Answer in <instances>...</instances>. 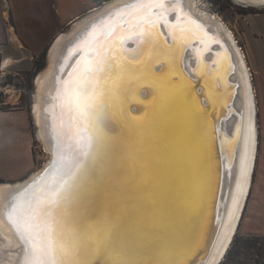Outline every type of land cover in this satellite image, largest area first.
Segmentation results:
<instances>
[{
  "label": "water",
  "instance_id": "obj_1",
  "mask_svg": "<svg viewBox=\"0 0 264 264\" xmlns=\"http://www.w3.org/2000/svg\"><path fill=\"white\" fill-rule=\"evenodd\" d=\"M133 2L134 0L126 1L122 4V9ZM179 3L186 6V8L183 7L188 15L201 26L203 25V29L207 27L208 36L218 37L219 43L206 45L208 50L203 54L205 57L202 59V65L205 68L215 64L214 69L209 67L210 74L199 75L198 82L191 81L185 74L182 64L186 55L183 51L179 58L181 76L174 77L173 73H170V78L178 92L182 90V85L178 86V81L184 78L183 80L188 81L194 88L193 94H203L201 84L204 78L206 76L209 78L220 70L219 61L216 64L217 61L213 62L210 56L221 55L218 49L219 44L224 47L229 54L230 63L222 72L224 80H220L221 87H219V79H216L214 85L217 88L216 94L225 92L228 94V91L232 90L229 92V104L228 96L225 95L227 99L225 112L230 114L226 122L228 130L226 128V133L217 130L218 121L214 124L211 118L208 134H205L201 127L195 126L198 138L194 136V141L189 142L188 131L184 126L179 125L174 117L177 114L174 106L171 103L169 106L166 100L161 101V108L147 113L143 125L140 124L137 128L130 130L133 108L147 104H143L145 101L141 95L144 90L150 88H142L138 91L140 101L138 99V101L127 100L118 106L119 109L112 107L111 115L106 121V131L112 137L117 149V157L109 159L103 167L98 166L94 170L91 180L86 184L79 200L74 205L78 213L77 221L82 225L93 224L97 219L110 221L112 215L119 214V216H114L112 222L121 232L126 244L131 247L133 258L138 264H209L226 227L232 206L247 112L252 111L253 108L251 100L245 101V96L241 93L243 80L247 75L245 71H243L245 74L241 72V58L238 49L226 27L217 20L218 18L215 19L213 14L203 10L200 5L199 7L194 4L187 5L184 0H179ZM236 4L243 6L241 3ZM105 5L106 3L80 15L70 22L67 31L57 34L47 46L44 67L33 76L32 82L36 83V93L32 113L37 138L43 143L45 151L51 155V158L38 171L39 173H32L18 182H0V225L2 226L0 264L6 260L8 253L14 255L12 264H23L27 245L8 220L7 214L16 203L17 197L24 195L25 200L31 198L30 186L42 178L49 181L53 178V169L57 164L58 145L60 154L66 160L84 159L79 154L80 134L77 131L78 125L80 128L82 124L80 120L78 124L75 122L71 106L68 107L62 101V97H58V92L61 84L69 79L77 61L84 55L81 47L76 48V46L93 27L101 25L112 13L113 8L105 7ZM243 7L264 9V5ZM202 12H206L208 17ZM137 46L140 45L137 44ZM58 48H60L59 51ZM142 49L138 48L137 53ZM88 55L91 57L93 54L89 52ZM159 61H161V56L157 59V62ZM164 63L165 61L160 62L156 68ZM201 68H203L201 64L192 67L196 74ZM47 70L51 74L39 101L37 81ZM248 82L252 83V87L248 89L249 98L252 92L254 94L257 161L258 113L252 74L251 81L248 80ZM32 91L33 88L30 93ZM38 102L40 104L39 124L35 116ZM207 102L209 105V100ZM125 108L126 114L123 115L121 111ZM196 108L200 114L204 115L215 110V107L211 109L210 105L206 108L201 107L198 101ZM143 111H145L144 108ZM139 121L140 119L137 120L138 123ZM254 174L253 170L250 186L254 180ZM110 202L111 210L109 209L107 214L111 215L102 217V212ZM244 209L245 205L240 213L237 226L243 218ZM3 233L14 237L13 239L17 241V248L12 252L8 248V241ZM234 239L231 237L217 264H221L222 258L226 257L230 250L229 245L233 244Z\"/></svg>",
  "mask_w": 264,
  "mask_h": 264
},
{
  "label": "snow or ice",
  "instance_id": "obj_2",
  "mask_svg": "<svg viewBox=\"0 0 264 264\" xmlns=\"http://www.w3.org/2000/svg\"><path fill=\"white\" fill-rule=\"evenodd\" d=\"M171 12L176 13L174 22L169 20ZM116 24L122 29L127 25L126 35L123 31L114 34ZM161 25L168 29L174 45L190 35L212 39L196 20L184 14L179 0L171 8L169 0H134L114 17L93 27L80 42L84 55L77 61L72 78L63 82L58 97L69 98L75 107L82 124L77 129L79 154L84 159L66 160L58 145L53 178H42L30 186L31 198L17 197L9 210L8 220L27 245L23 264H138L112 221L82 225L74 205L94 170L117 157L112 137L106 131L115 102L122 101L132 87L137 91L150 88L161 100L175 95L170 69L157 74L155 63L124 54L125 43L133 37L141 47H154L161 41L171 51ZM190 87L189 84L185 91ZM131 124L138 126L135 121Z\"/></svg>",
  "mask_w": 264,
  "mask_h": 264
},
{
  "label": "bare ground",
  "instance_id": "obj_3",
  "mask_svg": "<svg viewBox=\"0 0 264 264\" xmlns=\"http://www.w3.org/2000/svg\"><path fill=\"white\" fill-rule=\"evenodd\" d=\"M126 1L128 0H110L109 2L106 3L105 7H109V8H113L112 9V13L107 16V18H105V20H107L110 16L114 17L115 13L118 11L122 10V4H124ZM187 5H191L194 4L196 7H199V4L196 0H184ZM236 3H241L243 4V6H249V5H255L257 7H261L264 4V0H234ZM176 3V0H169V7H174ZM183 12L186 16H189L188 13L186 12L185 5L180 4ZM185 6V8L183 7ZM103 9V8H102ZM171 13H173V15H171ZM169 14V20L174 22L175 20V12H171ZM203 15H205L206 17H208V14L206 12H202ZM171 15V16H170ZM215 19H217L215 17ZM219 20V19H217ZM220 23H222L230 37L232 38V40L234 41V43L237 46L238 49V53L239 56L241 58V72L245 71L246 72V79L243 80V85H242V90L241 93L245 96V101L247 100H251L250 102L252 103V111H248L247 112V120L245 122V130L243 132V140H242V148H241V157L239 160V172H238V177H237V184H236V189H235V193H234V197H233V201H232V206L230 208V213L228 215V219H227V223H226V227L224 229V231L222 232L219 242L217 244V247L214 251V254L212 255L209 264H217L219 259L221 258L222 254L225 251V248L227 247L229 241L231 240V237L234 239L235 236L237 235V232L239 230V226H237L239 218H240V213L243 210V207L245 205V209L248 203V199L250 196V192H249V188L251 190V186H250V179H251V175L253 170L255 171V161H256V120L254 118V94L252 92L251 94V98H249L250 93H249V87H252V83L248 82V80L251 81V71L249 68V65L247 63V60L245 58V55L241 49V47L239 46V44L237 43L236 38L233 36L232 32L227 28V26L225 25V23H223L221 20H219ZM203 26V25H202ZM115 29H116V33H120V32H124L125 35L127 33V25L123 26V29L121 28V26L119 24L115 25ZM207 31L208 34V30L207 27L205 29ZM160 31L163 33V37L167 40V44L169 46V48H171V51H169L168 49H165L164 47H162V42L160 41L159 43L155 44V46H137V43L133 42L136 38L133 37V40H129L125 43L124 48H125V55L131 56L133 58L136 59H140V60H144L146 63L148 64H153L155 63V69L154 71L159 74L164 72L166 69H170V73H173L172 75H174V77H180L181 74L179 72V66H180V61L179 58L182 55L181 53L183 51H185L186 55L184 57V60L182 62L183 67H184V71L185 74L187 75V77L193 81V82H198L199 75H203L204 73H208L210 74L211 72L209 71V67H212V69L215 68V64L214 65H210L209 67H204L202 65V59H204L205 55H203L205 52H207V48L206 45L208 44H218L219 43V39L218 37H216L215 35H213L211 40L208 39H202L198 36H189L187 40H178L174 42L171 38V36L169 35L168 29L164 26L161 25L160 26ZM211 37V36H210ZM158 42V41H157ZM186 42V43H185ZM188 43V44H187ZM205 44V46H204ZM174 45V47H173ZM189 45V46H188ZM204 46V48H203ZM80 44H78L76 46V48H79ZM143 48L139 53H137L138 48ZM60 48H58L59 51ZM82 49V48H81ZM218 49H220V53L221 55H211L210 58L213 59V62L215 60V62L217 61L216 64H218L219 61V66H220V70L217 73H213V75H211V77H205L201 86V92L203 91L204 93L201 95H199L198 93H194L193 94V87H190L187 89V91H185V88L190 84L188 81L186 82L185 80H179L178 81V86L182 85L181 87V91L178 92L176 90L175 94L177 95H173L171 97H169L166 102L167 104L170 106L169 103H171V105L174 106V110L177 114L174 115V117L177 119L179 125L182 127L184 126V128L188 131L187 137L189 139V142H193L194 141V136L197 139L198 135H197V128L201 127L204 131L205 134H208V128H209V122L210 119L212 118V122L215 124L216 121H218L217 123V130H219L222 133H226V131L228 130V126H226V122H227V118L230 116V114L225 112V105L227 103V99H226V92L225 93H215L216 92V86L214 85V83H216V79H219V87H221V82L220 80H224V74H222V72L226 69V66L228 63H230V57L228 52L224 49V47H222L220 44L218 46ZM178 54V55H177ZM161 56V61L157 62V59H160ZM218 56V57H217ZM165 61V63L161 66L156 68V65L159 64L160 62ZM247 63V66H246ZM200 65L201 64V68L199 70V72L196 74L195 71H193L192 67L195 65ZM77 66V65H76ZM246 66V69H245ZM52 67V66H51ZM249 68V69H248ZM52 71V70H51ZM47 70L37 81L38 82V100L40 101V97H41V93L42 90L47 82V80L49 79V76L51 74V72ZM243 74H245L243 72ZM73 72L72 74L69 76V79L67 81H69L72 78ZM247 80V81H246ZM189 83V84H188ZM63 84H61L60 86V90L62 88ZM221 89V88H220ZM229 92H232V90L230 89L228 91V104L230 102L229 99ZM205 94V95H204ZM140 94L138 93V91L135 89V87L130 88V90L127 92L126 96L124 97V99L122 101H116L114 106L116 109H119L118 106L122 105L123 103L127 102V100H136V101H140ZM142 99H144V103H147L146 105H142V107L144 108L145 111L142 112L143 108L142 107H138L135 106L133 108V116H132V120L131 121H135L136 124L139 126L140 124L143 125V121L145 120V116L148 115L151 112H153L155 109L161 108V100L160 98H158L152 91V89H148V90H144L142 93ZM196 98V99H195ZM138 99V100H137ZM199 99H201L199 102ZM181 100V101H180ZM185 100V101H184ZM209 100V105L211 106V109L213 107H215V110H211V112L208 115H204V114H200L199 111L196 108V104L198 101V105H200L203 108L209 107L208 102ZM62 101L65 102L68 107L71 106V111L72 114L74 116L75 122H77L78 124V120L79 117L77 116L76 110L74 105L72 104L71 100L69 98L66 97H62ZM148 101V102H147ZM180 101V103H179ZM178 107H180L181 109H179ZM217 109V110H216ZM39 111H40V104L39 102L37 103L36 106V110H35V116H36V121L39 124L40 123V119H39ZM123 113V115L126 114V108L123 109V111H121ZM215 112V113H214ZM148 113V114H147ZM215 115V116H214ZM139 123L137 122V120H139ZM221 119L222 122H221ZM228 125V124H227ZM197 128H196V127ZM142 127V126H141ZM79 128V125H78ZM129 128L131 129H135L137 128V126H132V124H129ZM227 128V130H226ZM209 135L213 136L212 134L209 133ZM208 145V144H207ZM209 151V150H208ZM51 158V155L49 157V159ZM207 160V158H206ZM39 173V172H38ZM249 192V196L247 198V194ZM247 199V200H246ZM246 203V204H245ZM111 210V202L110 204H108L105 208V211L102 212L101 215H103L102 217L108 215V217L111 214H107L108 210ZM244 209V212H245ZM114 216H119V214H114L111 216V220L113 221ZM101 217V218H102ZM242 220V219H241ZM101 221H104V219H97L95 223L93 224H89V225H95V224H99ZM241 223V221H240ZM1 226V225H0ZM2 226L0 227L1 230ZM235 232V233H234ZM4 238L8 241V248L11 250V252L13 251V249L17 248V241L15 239H13L14 237L12 236H8L7 234L5 235V233H3ZM232 244V243H231ZM231 244L229 245V248L231 247ZM221 248V250H220ZM6 260H4V262H2V264H12V258H13V253H8ZM225 259L222 258L221 262H223V260Z\"/></svg>",
  "mask_w": 264,
  "mask_h": 264
},
{
  "label": "crops",
  "instance_id": "obj_4",
  "mask_svg": "<svg viewBox=\"0 0 264 264\" xmlns=\"http://www.w3.org/2000/svg\"><path fill=\"white\" fill-rule=\"evenodd\" d=\"M0 0V74L14 73L21 64L16 57L26 50L31 60L38 57L59 31L85 11L86 0ZM50 6V9H49ZM51 10V14L47 12ZM72 15L69 17V11ZM75 11V13H73ZM10 51L17 56H11ZM249 65V64H248ZM251 70V69H250ZM256 94L259 149L254 174L253 192L247 217L264 219V72L253 69ZM32 137L25 111L0 110V179L16 182L33 172ZM262 207L261 211L258 209ZM255 235V234H254ZM255 236H264L256 234Z\"/></svg>",
  "mask_w": 264,
  "mask_h": 264
},
{
  "label": "rangeland",
  "instance_id": "obj_5",
  "mask_svg": "<svg viewBox=\"0 0 264 264\" xmlns=\"http://www.w3.org/2000/svg\"><path fill=\"white\" fill-rule=\"evenodd\" d=\"M28 1L29 0H26V7H28ZM87 1L89 2L90 11L100 7L110 0ZM198 2L203 10L213 14L216 18L225 23L227 28L232 32L245 55L247 63L249 64V68L251 69L250 71L252 73V77L254 76L253 69L255 71L262 70L264 72V9L262 10L251 7L245 8L236 4L233 0H198ZM47 12L50 14L52 13L51 10H47ZM86 12L88 11H85L81 15L85 14ZM73 13H75V11ZM71 15L72 10L69 11V17H71ZM65 30L67 31V27L61 29L59 33ZM10 54L14 57L17 56L11 51ZM31 56L32 52L30 50H26L25 53H21L18 55V57H16L17 60L21 61V64L17 66L18 68L15 69L14 74H19L21 77H23L26 73L34 72L35 60H31ZM5 77L6 76H2L0 74L1 93L3 95V102L5 103L4 107L8 108L10 111H25L29 125V132L32 137V150L34 155V167L32 173H35L45 165L50 157V154L45 151L43 143L37 138L35 120L32 113L36 93V83L32 82L33 91L32 93L29 92L28 94L29 89L27 80L21 78L20 80H15V86L2 87L4 85ZM16 84H23L25 87L19 88L16 86ZM253 185L254 182H252L250 196L251 192H253ZM247 209L248 206H246L239 230L237 232V237L240 239L255 236L258 233H264V219L255 218L249 222V219L246 215L248 211ZM258 209L261 211L263 210V208L259 206Z\"/></svg>",
  "mask_w": 264,
  "mask_h": 264
},
{
  "label": "trees",
  "instance_id": "obj_6",
  "mask_svg": "<svg viewBox=\"0 0 264 264\" xmlns=\"http://www.w3.org/2000/svg\"><path fill=\"white\" fill-rule=\"evenodd\" d=\"M46 49L47 47L38 57H35V69L33 73H26L23 77L14 73L6 74L4 85L2 87L15 86V80H20L23 78L28 82L29 94V92L32 90L33 76L37 71L44 67V56ZM16 86L19 88L25 87L23 84H16ZM4 105L5 103L3 102V95L1 93L0 85V110L10 111L8 108H5ZM3 181L4 180L0 179V182ZM221 264H264V236H250L240 239L236 235L230 250Z\"/></svg>",
  "mask_w": 264,
  "mask_h": 264
}]
</instances>
